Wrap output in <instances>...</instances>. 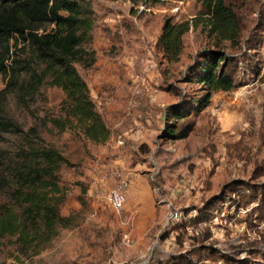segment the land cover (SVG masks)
<instances>
[{
  "label": "rangeland",
  "instance_id": "374dc122",
  "mask_svg": "<svg viewBox=\"0 0 264 264\" xmlns=\"http://www.w3.org/2000/svg\"><path fill=\"white\" fill-rule=\"evenodd\" d=\"M75 1L92 12L93 28L85 48L95 60L91 67L77 64L76 69L111 135L104 144H94L75 131L58 134L47 123L60 114L64 99L56 87L45 85L25 106L9 97L7 115L25 131L36 127L45 145L57 149L74 167L61 171L68 193L61 214L69 218V226L60 228L38 253L24 251L15 237L2 239L0 264H160L194 245L188 237L191 230L185 232L181 225L197 216L206 201L230 189L233 182L264 184V0H245L241 43L220 46L239 60L241 69L258 73L244 72L233 91L213 94L194 130L176 141L161 137L168 121L165 110L182 95L205 94L199 83L190 81L188 70L202 51L215 48L216 38L203 24L194 25L182 38L176 63H168L156 43L166 19L191 22L199 4ZM141 6L150 12H140ZM259 38L263 42L257 49L248 46ZM169 87L179 96L168 93ZM19 140L5 135L0 146L9 149ZM123 180L128 182L125 206L116 213L107 197ZM80 184L88 188L83 198ZM5 200L0 192V204ZM255 206L239 205L238 211L221 206L204 246L213 244L220 252L243 257L254 247L264 251V215L259 221L248 218ZM175 212L178 217L170 220ZM232 213L237 218L228 220Z\"/></svg>",
  "mask_w": 264,
  "mask_h": 264
},
{
  "label": "trees",
  "instance_id": "16d2710c",
  "mask_svg": "<svg viewBox=\"0 0 264 264\" xmlns=\"http://www.w3.org/2000/svg\"><path fill=\"white\" fill-rule=\"evenodd\" d=\"M192 1L200 6L193 21L175 23L166 19L156 46L168 63H176L183 48V36L191 27L201 24L216 38V44L215 48L202 51L188 70L190 81L199 83L205 94L198 98L182 95L165 110L168 121L161 137L170 141L190 135L197 116L210 105L213 94L233 91L244 72L246 75L258 73L253 68L241 69L235 56L220 50L223 42H229L231 47L241 43L244 23L240 11L245 0ZM238 2L241 3L238 5ZM50 26L52 28L47 30ZM92 28L91 10L75 0H0V76L3 81L0 144L5 135L20 139L9 149L0 146V192L6 199L0 204V241L15 237L24 251L38 253L51 243L60 228L69 226V218L61 214L68 199L61 171L64 167L73 168L74 164L54 147L45 145L36 127L25 131L9 117L8 99L13 96L25 106L45 85L56 87L63 92L64 99L60 114L49 117L47 123L58 134L75 131L91 143L107 142L110 129L96 110L89 88L76 69L77 64L91 67L95 61L94 53L85 48ZM251 42L248 46L257 49L263 39L259 38L255 44ZM166 91L179 96L172 87ZM80 185L83 198L88 188ZM229 186L230 189L206 201L197 216L181 225L185 232L191 230L188 237L194 245L160 264H262L264 251L258 247L243 257L220 252L213 244L204 246L212 237L209 225L222 212L221 206L238 211L239 205L256 204L248 218L255 217L259 221L264 215V184L233 182ZM230 218L237 216L232 213L227 216L228 220Z\"/></svg>",
  "mask_w": 264,
  "mask_h": 264
},
{
  "label": "built area",
  "instance_id": "2783aa9c",
  "mask_svg": "<svg viewBox=\"0 0 264 264\" xmlns=\"http://www.w3.org/2000/svg\"><path fill=\"white\" fill-rule=\"evenodd\" d=\"M140 12H150V9H147L145 6L139 7ZM128 188V182L126 180L118 183L108 194L107 203L111 207V209L120 213L125 206V192ZM178 213H171L169 219H176L178 217Z\"/></svg>",
  "mask_w": 264,
  "mask_h": 264
}]
</instances>
